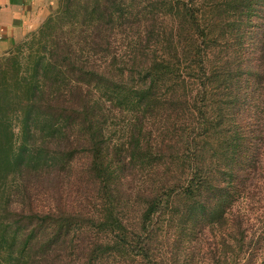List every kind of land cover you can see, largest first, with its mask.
I'll list each match as a JSON object with an SVG mask.
<instances>
[{
  "label": "trees",
  "instance_id": "16d2710c",
  "mask_svg": "<svg viewBox=\"0 0 264 264\" xmlns=\"http://www.w3.org/2000/svg\"><path fill=\"white\" fill-rule=\"evenodd\" d=\"M190 1L60 0L22 73L0 59V264H156L166 213L222 219L223 262L264 264V227L239 205L262 196L264 20L256 61L240 50L264 0L212 4L233 17L224 45ZM213 46L222 64L209 66ZM11 173L20 203L5 194ZM30 177L51 187L48 204Z\"/></svg>",
  "mask_w": 264,
  "mask_h": 264
},
{
  "label": "rangeland",
  "instance_id": "374dc122",
  "mask_svg": "<svg viewBox=\"0 0 264 264\" xmlns=\"http://www.w3.org/2000/svg\"><path fill=\"white\" fill-rule=\"evenodd\" d=\"M186 1L191 2L190 0ZM192 2L197 3V16L199 20L210 30L209 35L211 36V39H209L208 43L211 42V45H224L227 41V38L232 39V41L235 40V33H233V35L231 36V33L228 32L233 17L228 16L227 11H219L212 8V4L216 3H220V5L225 8L223 3L226 2L224 0H192ZM59 3L60 0H51L50 3H45L43 6V17H41L39 22H37V25L26 29V31H24L22 35L13 42L10 48L0 54V59L6 58L5 64H3L6 65V68L3 66L6 72L15 73V71H18L19 69L21 71V69L23 70L24 68H27V64L30 63L29 55L32 51L31 42L33 40V36L40 30L46 19L57 10V8L59 7ZM252 17L254 23L256 24L253 27L255 29L251 31V35H248L244 38L243 48L240 51L242 52V56L245 57V59H248L250 62L254 63L256 61L255 50L257 44L255 42L257 41V39L253 36V34L256 35V29H258L257 25H260V23H262L264 20L263 11H260L258 8V13L253 14ZM67 26L68 23L59 24V27H57L56 30H51L49 34L56 32L60 33V27L67 28ZM215 38L217 40H213ZM212 50L213 52L217 51V55L215 56L214 54H212L213 52L209 53V66L222 64L218 63L220 62L219 59L221 56L219 55V47H214V49ZM230 52L233 53L232 49L230 50ZM221 54L223 55L224 52L221 51ZM8 56L11 57L10 60H7ZM231 58L234 59L233 56ZM22 72L23 71H21V73ZM3 75L4 72H0V82L3 80ZM218 144H220V142H218ZM80 161L85 162L86 159L82 158ZM80 177H82V180L78 184H81L80 186L82 192L85 193L87 190H92L93 184L87 181V177L83 175H80ZM30 181L32 182L30 187L32 188V191H34V194L35 192H38L39 194L37 195V197H35L34 194L32 195L33 202L37 205L42 206L48 204V195L50 196V194H52L51 187L45 186V183L37 181V179H35L34 177H30ZM15 182H17V178L15 179V174H9L6 187H4V189L6 190L5 194H11V198L14 199L17 203H20L23 200L21 199V197H16L15 195ZM256 184H259V187H262V196L261 198H259L260 200H258L257 196H255V198L257 199H254L253 197V200L251 199V197H247L239 201V205L245 212V214L249 217L250 222L254 224V227L257 230H261L264 227V177H259L258 181H253V185ZM259 187H254L252 190L256 192ZM73 188L79 189L78 185H73ZM2 194L4 193H2L1 190L0 201H3ZM250 202L252 204L248 205ZM91 207L92 205H87V210H89ZM135 213H130V219L135 215ZM171 215L172 214L166 213L163 215V217H161L160 222L156 226V233L152 236V239L150 241V252L151 254H153V256L156 257V264H215L214 256L218 258L220 257V260L222 261L220 264H227L223 262L226 258V247L223 245V238L226 235V230L223 226L222 219L218 218L214 221L213 219H210L211 217L208 216L203 219L196 216L192 218L194 221H191V219H189L186 222L183 219H179L177 217V214L174 216ZM172 217L174 218L172 219ZM228 262L232 264L231 261L228 260ZM100 264L124 263L119 259V257H109L102 261ZM126 264L135 263H132L130 261Z\"/></svg>",
  "mask_w": 264,
  "mask_h": 264
},
{
  "label": "crops",
  "instance_id": "0c3cea01",
  "mask_svg": "<svg viewBox=\"0 0 264 264\" xmlns=\"http://www.w3.org/2000/svg\"><path fill=\"white\" fill-rule=\"evenodd\" d=\"M51 0H0V54L29 27L43 17V6Z\"/></svg>",
  "mask_w": 264,
  "mask_h": 264
}]
</instances>
